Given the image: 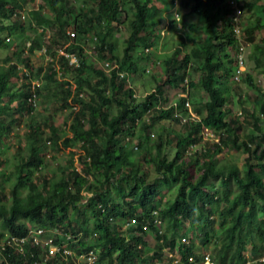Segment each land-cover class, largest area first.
<instances>
[{"label": "trees", "instance_id": "16d2710c", "mask_svg": "<svg viewBox=\"0 0 264 264\" xmlns=\"http://www.w3.org/2000/svg\"><path fill=\"white\" fill-rule=\"evenodd\" d=\"M26 1L34 2L0 0V32L12 35L43 25L51 39L40 56L39 65L47 70L43 79L29 60L42 49L43 33L16 48L17 61L5 57L6 66L0 64V239L43 226L74 235L76 252L94 249L104 264H159L173 253L181 264H202L206 254L214 264H264V89L244 70L234 79L238 64L229 48L237 39L226 0H38L24 26L15 15ZM237 1L253 13L242 37L251 45L254 68L264 72V35L256 41L264 32V0ZM159 26L175 32V41L170 54L157 60L161 73L151 75L153 89L136 101L127 79L145 73L144 64L154 60L150 49L162 36ZM122 28L126 35L119 41ZM94 38L93 58L115 63L112 69L96 65L85 52ZM6 42L1 38L0 47ZM57 47L75 53L78 66L57 58ZM24 51L28 54L21 57ZM46 55L59 62L61 80ZM241 81L252 95L235 90ZM167 87H179L184 96L166 106ZM32 93L42 99L53 95V111L66 113V130L55 126L54 113L44 124L36 120L40 114L28 102ZM235 96L241 116L232 108ZM186 101L197 119L180 123L174 113L187 114ZM24 118V142L17 139L8 171L4 152ZM160 121L174 130L171 158L168 133L153 138L150 131ZM203 127L217 141L204 139ZM223 147L246 154L243 169L218 159ZM61 149H68L65 163L43 173L45 158L56 161ZM162 188L175 190L173 197L163 202ZM28 250L22 255L0 247V264H41L38 250ZM45 264L75 261L56 255Z\"/></svg>", "mask_w": 264, "mask_h": 264}, {"label": "rangeland", "instance_id": "374dc122", "mask_svg": "<svg viewBox=\"0 0 264 264\" xmlns=\"http://www.w3.org/2000/svg\"><path fill=\"white\" fill-rule=\"evenodd\" d=\"M38 0H34V2H29L26 1V3L22 4V7L19 9L20 11H22L25 15V18L22 20H19V22L23 21V25H29L27 22V17H28V13L29 11L33 8V6H36ZM158 1H156V5L158 7H160L162 4ZM226 5H228V0L225 1ZM178 1L176 2V8L178 9ZM182 11V10H181ZM240 15L236 16L237 21L239 19V22L242 21L243 24L246 22L245 19H251V11L247 10V9H240ZM231 14H233L231 12ZM193 16H190V19H193ZM158 29L161 32V38L158 41V43L156 45H154L151 49L150 52L153 56V58L155 60H161L163 57L168 56L170 54V48H171V43L173 41H175V32L173 31H167L165 28H162L161 26L158 27ZM121 30V34L120 37L118 38L119 41L121 39L124 38V36L126 35V32L124 31V28H122ZM264 35V32H260L257 34V39L256 41L260 40V37ZM6 37H10V41L11 42H6L7 46L6 47H0V64H5V62L3 61L5 59V57H9L10 61L15 62L17 61L16 56L14 55L13 52L16 51L17 49H22L24 45H27V42L32 39V38H37L38 35L36 34V31H32L31 28H26L24 32H17L15 34L9 35L7 34V32H0V39H4ZM25 43V44H24ZM163 43L166 44V46L168 48H163ZM244 48L242 51V58H243V70L245 72H248L249 74H251L255 81L258 83V85L264 89V72L262 71H256V69L254 68V62L249 58V52L251 50V45L249 43H247V45H245V43H243ZM90 46V45H88ZM91 48L88 47L89 53L93 56L95 55L94 50H90ZM121 46L118 44L117 46V53L118 55H121ZM229 52L233 53L234 49L233 48H229ZM28 53L26 51H24L21 55V57L26 56ZM40 52L36 51L34 52L33 55L30 56L29 60L30 62H32V65L34 66V69H37V75L43 79V75L44 73L47 71L46 70V65H39L40 61ZM94 57V56H93ZM93 57H91V60H93L96 65H99L100 67L103 66V62L97 59H94ZM56 59V58H55ZM154 60V61H155ZM149 62H152L149 61ZM147 62L146 65H149L150 63ZM56 64H59L56 62ZM143 64V63H142ZM39 66H41L39 68ZM56 77L57 79L61 80L63 77L61 74V72L63 71L62 68H58V66H56ZM161 73V68L160 66H156L154 67V69L151 72H143V71H139L137 73L131 74L129 76V82L128 85L133 87L134 93H135V99L136 101H141L144 96L149 93L155 83L151 77V75L154 76H159V74ZM190 76L192 78H194L196 76V72L195 71H190ZM67 78V77H66ZM12 81H15V78H12ZM71 81V80H70ZM20 84L17 83V86H19ZM235 90L239 91L240 93H243V95L245 96H249L253 94V90L248 88V86L246 85V83H244L243 81L241 82H237V84H235ZM181 89L179 87L173 88V87H167L166 88V97L168 99V102L166 104L170 105L173 102L177 101V98H179L181 96ZM53 95L49 96L47 99H42L40 97H38V100L36 101V106L33 108V111L35 113V115H39L36 117V120L41 121V123H45L47 121V116L54 113L53 114V119H54V124L55 126H58L60 128H62L63 130L66 128H64V123L66 122L65 120V116L66 113L61 110L58 109L57 111H53L54 110V101H53ZM14 104V103H13ZM232 108L234 109V111L237 113V115L241 116V114L239 113V111H241V109L237 106L236 103V96L233 98V102H232ZM26 118H24L23 123L16 128L13 137L11 138V140L8 142V147L5 149L6 151L4 152V158H6L7 161V167L6 169L9 171L12 167V157L13 154H15L17 152V139L20 140L21 145H23V134L26 131V124H25ZM179 126V125H178ZM45 128L46 131H48V127L47 126H43ZM163 127L165 128L164 130ZM151 133L153 134V138H155L157 135L160 134V132L165 131L166 133H168V137H167V144L168 146H166V152L169 156V158L173 157L174 153H175V136H174V130L171 126V124L165 123L163 121L157 122L154 125H152V128L150 129ZM62 132V131H61ZM63 133V132H62ZM163 137L165 133H162ZM166 135V134H165ZM206 144V145H205ZM203 145L207 146V142H203ZM55 155L57 156L56 161H51L49 160V158H45V169H43V173H47L49 174L50 172H54L56 165L59 164H64L66 159L69 156L68 153V149L67 150H58L57 153H55ZM218 159H221L222 161L225 162H233L235 164H237L241 169H243V163H244V159L246 157V154L242 151V150H236L230 147H223L222 151L219 152L217 154ZM75 165L77 166L78 169H80L81 165L79 164V161L77 160L76 156H75V161H74ZM6 170V171H7ZM8 174V173H7ZM151 177H154V172L151 170L150 171ZM59 177V175H56ZM174 191L175 190H165V189H161V200L164 202L165 198H172L174 195ZM187 241V240H186ZM189 241V240H188ZM149 243L150 245H153L155 243L154 239H152V237L149 239ZM164 251H168L167 249ZM245 252V251H244ZM245 254L247 255L248 259L251 260V256L249 255V252L246 251ZM170 255V256H169ZM173 257L174 260H171L170 258ZM264 257L261 258V260H263ZM157 263H163V264H181L179 262V256L176 255L175 253L173 254H167L166 256H164V258H162V260L156 261ZM254 261L251 260L249 264H255L253 263Z\"/></svg>", "mask_w": 264, "mask_h": 264}, {"label": "built area", "instance_id": "2783aa9c", "mask_svg": "<svg viewBox=\"0 0 264 264\" xmlns=\"http://www.w3.org/2000/svg\"><path fill=\"white\" fill-rule=\"evenodd\" d=\"M229 5L233 9V19L236 23L233 27L234 34L237 38H240L241 35V26L239 25V19L237 21L236 16L240 15V9L237 6L236 0H229ZM71 36L74 33H70ZM244 44L240 41L237 46L236 53V61L238 64V69L234 75V79L236 81L240 80V71L243 70V58L242 51ZM70 64L77 65V59L74 56L70 57ZM153 65L151 64L147 71L152 70ZM25 70V69H24ZM37 82H33L35 84ZM36 95L34 93L28 98V101L32 104H36ZM184 108L187 110V114H182L180 112L174 113V116L177 117L180 123H185L188 118L196 119L195 114L190 111L189 103L186 101L184 103ZM202 136L204 139H211L217 141V137L215 133L208 127H203L201 130ZM132 223L134 220L131 221ZM63 236L57 229H52L50 227H30L26 234L24 235H5L4 238L0 239V247L4 249L6 246L13 247L15 250L22 255H25L28 252V249L36 248L38 250V254L40 255V263L45 264L51 257L53 256H61L65 259L68 257H73L75 264H104L98 260V253L94 249H88L83 252H76L74 247H72V243L77 239L72 234H66L63 236L61 240L56 242V239H60ZM202 264H214L208 255L206 254L204 257ZM192 258H190L191 260ZM39 262V261H38ZM35 262L34 264H38Z\"/></svg>", "mask_w": 264, "mask_h": 264}, {"label": "clouds", "instance_id": "9594fccd", "mask_svg": "<svg viewBox=\"0 0 264 264\" xmlns=\"http://www.w3.org/2000/svg\"><path fill=\"white\" fill-rule=\"evenodd\" d=\"M238 1L236 0V3H237ZM228 6L230 7V5H229V0H228ZM237 6H238V3H237ZM239 9H240V7H238ZM232 13H234V11H233V9H232ZM230 15H233V14H231L230 13ZM16 17V19H18V20H22V19H24L25 18V15H24V13L22 12V11H20V10H17V14L15 15ZM234 17V16H233ZM233 22H234V19H233ZM236 23L234 22V24H233V27H234V25H235ZM239 25L241 26V35H240V38H237L236 36V39H237V43L236 44H238V42H242V43H245V45H247V42H245L244 41V39H243V37H242V30H243V22L242 21H240L239 22ZM46 28V26H39V25H35V30H36V32H38V33H43V47H42V49L41 50H39V52H40V55L42 54V53H45L46 52V44H48L49 43V40L51 39V32H50V30H48L47 28ZM232 30H233V28H232ZM70 33H74L75 34V32L74 31H72V30H70V29H68L67 30V34L69 35V37L70 38H73V37H75V35H73V36H71L70 35ZM233 34H234V31H233ZM235 35V34H234ZM5 41H7V42H11L10 41V37H6L5 38ZM29 43H30V40L27 42V45L26 46H28L29 45ZM96 38H94L92 41H90L89 42V44L88 45H90V46H85V52L90 56V58L91 57H93L90 53H89V50H88V47H90L92 50H94V52H95V48H96ZM236 44H235V46L233 47V49H234V51H235V57H236V53H237V51H238V49H237V46H236ZM90 49V50H91ZM56 57L57 58H59L60 56H62V57H65L67 60H68V63H69V61H70V57L71 56H74L76 59H77V65L76 64H70V65H72V66H78V64H79V58H78V56L75 54V53H69V52H67L66 50H64V48H60V47H57L56 48ZM155 60V59H154ZM152 61V62H150V64L149 65H147V67H146V72H151L153 69H154V67H156V66H158L159 65V63H158V61L157 60H155V61ZM46 61L47 62H49V63H51L50 65L54 68V69H56V66H58V68H59V64H56V62H57V60L56 59H53L52 58V56H50V55H46ZM57 63H59V62H57ZM18 64V69L20 70L19 71V74H21L22 72H23V68L21 67V65H20V63H17ZM153 65V68H152V70H149V71H147V69H148V67L150 66V65ZM116 66V64L115 63H113L112 65H111V62L110 61H108V60H106V61H104L103 62V68L106 70V71H108V70H110V69H112L113 67H115ZM243 71V70H242ZM27 73V72H26ZM119 75H120V78H123L124 77V75H123V73H119ZM128 80V79H127ZM38 81V79L37 78H34V80L32 81V84H33V82H37ZM82 94H80V96H81ZM181 96H184V93L183 92H181ZM37 97V96H36ZM38 100V97L36 98V101ZM29 102V101H28ZM30 103V102H29ZM31 104V103H30ZM32 105V104H31ZM32 106H36V104L35 105H32ZM76 107V105L74 106V108ZM191 111V110H190ZM192 112V111H191ZM193 113V112H192ZM194 114V113H193ZM196 116V115H195ZM196 119H197V116H196ZM170 256V255H169ZM264 259V258H263Z\"/></svg>", "mask_w": 264, "mask_h": 264}]
</instances>
